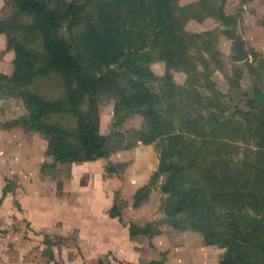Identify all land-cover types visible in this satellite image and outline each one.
<instances>
[{
    "label": "trees",
    "instance_id": "1",
    "mask_svg": "<svg viewBox=\"0 0 264 264\" xmlns=\"http://www.w3.org/2000/svg\"><path fill=\"white\" fill-rule=\"evenodd\" d=\"M50 2L12 0L0 17V33L15 51L13 72L0 71V98L19 97L27 110L5 126L41 132L57 161L106 158L111 135L100 131L99 95L131 84L116 110L128 106L142 114L146 127L139 139L162 148L151 183L135 193L134 205L140 206L164 176L163 209L174 226L194 228L208 243L228 247L219 264H264V108L234 107L223 99L226 94L207 79L214 71L209 59L221 61L215 33L186 28L187 20L203 17L207 6L209 15L218 13L223 20L220 6L215 0ZM206 2L211 4L201 8ZM154 60L166 62L164 76L150 67ZM118 63L124 71L112 67ZM174 70L187 73L185 86L175 82ZM51 78L63 84L55 96L38 88ZM158 78L168 82L159 91L151 85ZM240 143L245 153L237 158ZM110 169L116 170L113 164ZM112 212L121 213L116 199ZM131 233L152 235L135 223Z\"/></svg>",
    "mask_w": 264,
    "mask_h": 264
},
{
    "label": "crops",
    "instance_id": "2",
    "mask_svg": "<svg viewBox=\"0 0 264 264\" xmlns=\"http://www.w3.org/2000/svg\"><path fill=\"white\" fill-rule=\"evenodd\" d=\"M4 4L0 0V12ZM263 24L256 28L264 34ZM14 57L0 33L1 72H13ZM30 131L36 130L0 124V264H146L163 258L161 241L157 246L152 237L147 245L148 235L131 233L130 216L112 212L115 196L134 197L150 183L151 174L148 180L138 170L145 162L136 157L120 175L110 169L112 156L77 160L68 176L49 178L46 164L60 168L61 162L49 152L36 157L38 139Z\"/></svg>",
    "mask_w": 264,
    "mask_h": 264
},
{
    "label": "rangeland",
    "instance_id": "3",
    "mask_svg": "<svg viewBox=\"0 0 264 264\" xmlns=\"http://www.w3.org/2000/svg\"><path fill=\"white\" fill-rule=\"evenodd\" d=\"M62 1L64 2V0H51L50 5L55 6L62 3ZM65 1L69 2L72 0ZM178 1L181 5H186L199 0ZM205 1L212 2L213 0ZM4 2L6 3V0ZM11 2L12 0H8V5H3L0 17L9 12ZM211 2L208 4H211ZM208 4L206 2L201 8H205ZM215 5L217 7L220 6V9L223 10V20L218 13L209 15L207 13L209 7L207 6L203 17H190L187 20L186 28L192 32L213 30L216 36L213 41L220 51L219 60L221 61L217 62L209 59L211 60L210 66L214 70L207 78L209 83L213 84L222 94H226L223 99L227 103L230 102L234 107L238 105L241 108L256 110L248 105L246 98L253 96V88L256 82L264 89V34L260 33L256 28V25L264 23V0H215ZM205 13L207 14L205 15ZM64 24L63 30L67 29L68 23ZM206 56L210 57L209 53H206ZM200 66L203 67V65ZM112 67L120 71H124L125 68L120 66V63L114 64ZM150 67L160 77L166 74L167 65L164 60H154ZM108 69L105 68L103 72ZM173 76L177 84L186 85L188 77L186 72L174 70ZM208 81L203 80V82ZM152 82L151 85L158 91L160 87L162 89L168 84L167 79L164 78H158ZM61 86L63 87L62 81L60 82L56 78L47 79L38 84L39 89L51 96L58 94ZM131 89V84L125 82L124 84L121 83L118 91L113 90L114 93L105 91L99 95L100 131L104 135H111L110 147L112 151L110 156H112L111 160L117 171L120 172L122 170L120 175L125 174V171L130 167V163L138 157V163L145 162L146 164L145 169L139 165L138 170L141 173H148L149 180L150 174L152 177L155 167L158 168L159 166L162 148L153 143H144L139 139V130H143L146 127L142 114L130 112L132 109L130 110L128 106L118 111L116 110L117 102L121 98L120 95L122 93L126 95ZM204 91L207 93L210 91L208 94L216 100L215 94L210 89L209 91L207 89ZM185 95L186 92H184ZM220 95L219 97L222 98ZM25 113H27V110L21 98L12 96L0 98L1 125L19 118ZM9 118L10 120L5 121ZM68 118L69 116L65 117L64 120ZM74 118V120L70 121L72 127L76 126V117ZM30 133H34L38 139H34L33 150L36 157L41 159L45 153L49 154L48 150H46L49 140L41 132L30 131ZM122 145H125V148L121 149ZM240 145L241 148L239 154L236 155L237 158H242L245 153L246 145L243 143H240ZM117 146H119V149H115ZM251 157L253 158V156ZM51 158L54 157L51 155ZM60 162V168H57L55 162L46 164L47 168L45 167L44 169L49 178L56 179L57 176L59 178L65 175L68 176L72 163L75 161L66 160ZM163 180L164 176H158L155 183H153L154 185L150 188L148 197L140 206L134 205V197L131 195L125 197L122 193L115 196L117 205H119L125 216L128 215L126 218L130 216L131 220L135 221V224L145 227L152 233L151 236H148L147 245L149 241L151 244L149 238L152 237H155L156 242L158 240L161 241V257H163L164 262L170 259L168 264H219L225 254H227L228 247L220 243H208L199 230L191 227H176L167 219L163 209L164 194L160 188ZM149 182L151 183V180ZM134 208L139 209L134 211ZM241 222L243 221L241 220ZM240 243H243V240ZM157 244L159 246L158 242ZM170 251L172 255L167 256Z\"/></svg>",
    "mask_w": 264,
    "mask_h": 264
},
{
    "label": "water",
    "instance_id": "4",
    "mask_svg": "<svg viewBox=\"0 0 264 264\" xmlns=\"http://www.w3.org/2000/svg\"><path fill=\"white\" fill-rule=\"evenodd\" d=\"M251 108L264 107V89L256 82L253 88V96L246 98Z\"/></svg>",
    "mask_w": 264,
    "mask_h": 264
}]
</instances>
